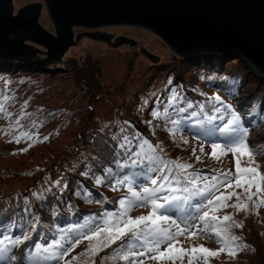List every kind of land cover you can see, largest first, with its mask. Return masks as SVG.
<instances>
[{
    "label": "rangeland",
    "instance_id": "1",
    "mask_svg": "<svg viewBox=\"0 0 264 264\" xmlns=\"http://www.w3.org/2000/svg\"><path fill=\"white\" fill-rule=\"evenodd\" d=\"M32 1L43 3L38 19L45 28L56 33L44 0H12L13 12ZM97 29L110 34L99 38L82 32L79 39L70 43L63 50L61 58L54 63L56 67L62 66L60 69L53 68V60L40 67L13 59L0 61V193L13 195L15 191H21L35 181L36 176L39 180L45 175L57 176L60 171L58 167H64L73 155H88L91 159L95 156L104 158L109 154L105 153L108 151V141L118 145L127 137L132 140L133 145L137 141L143 144L147 140L155 146L150 151L144 145L140 149L141 160H144L143 153H147L159 161L164 151L171 156L176 155L175 161L191 165L194 184L173 181L166 188L172 189L173 186L180 194H191L193 200L190 202L194 201L196 207L180 218L182 223L178 222L171 216L179 210L174 206L176 201H172L175 191L171 194L169 191L165 196L172 201L167 205L168 214H163L164 211L159 209L157 215L170 218L158 222V227L166 230L172 239L161 240L165 241L163 248H156L158 243L151 242L147 246L151 252L146 255L134 257L131 252H118L119 246L115 242L90 253L89 245L96 241L90 242L82 238L67 252L64 249L68 245L62 244L65 247L48 264H132L133 261L135 264H189L196 259L197 264H264V180L260 179L264 176V156L238 154L230 146L241 129H247L246 142L249 145L264 144V112L261 113L264 109V87L245 75V81L236 86L235 95L232 94L230 98L219 90V86L209 88L207 82H204V73H198L193 80L187 79L185 76L197 71V61L181 57L158 33L144 26L127 23L75 25L74 34ZM119 35L132 37L135 42L118 43L116 38ZM142 47L159 55V60L150 59L142 52ZM217 55L221 60L217 59L216 63L223 61L221 64L226 67L221 69L232 68L233 71L238 68L244 75L238 53ZM91 67H94L92 72ZM194 81L195 85L190 84ZM183 85L189 90L179 92ZM178 93L177 103L169 102ZM203 96L209 97L213 103H204ZM180 98L192 103L187 115L176 111L177 107H183L178 104ZM239 101H242L241 105ZM226 108L233 115L229 119L223 118L222 122L233 126L234 130L228 134L222 131L216 133L213 131L214 123L218 117H223L225 111H229ZM153 117H156V121H149ZM136 119L141 121V126ZM171 120L178 123L173 124ZM79 139L82 141L78 149L75 144H78ZM214 143L219 146L216 156H213ZM118 149V158L123 157V149ZM110 152L115 156L117 154L112 150ZM69 153L72 155H68ZM237 156L241 168L257 169L253 177L254 183L250 187L247 184L237 186ZM122 164L124 167L113 182L115 210H106V214L112 215L107 217L105 214L103 217L115 219L119 216L122 212L121 200L126 205L129 201L136 204L135 207H129L128 215L132 218L150 215L153 211L152 197L150 196L148 203L138 202L137 198L143 201L145 193L141 190L148 188L149 194L157 186L149 181L144 184H137L135 181L137 175L143 179L157 173L148 171L146 161L144 165L138 163L133 166L127 156L123 157ZM131 168L135 169L132 175L126 172ZM85 169L86 166L83 167L84 171ZM225 175L228 177L227 181L224 180ZM229 182L230 187L227 186ZM38 188L40 189L39 186ZM71 189L76 193L74 188ZM133 192L136 197L132 196ZM233 193L230 199L220 204L215 203L216 197ZM208 199H212L214 205L204 207ZM237 204L240 205L239 208L236 207ZM19 209L22 215L33 210L30 205H23ZM35 210L39 211V208L36 206ZM206 210L209 211V216L202 219ZM213 216L218 219H212ZM224 216H229L230 219L224 221ZM92 220L91 216L83 220L85 229L79 232L81 235H90V230H98V225L104 226V218L99 223L88 225L87 222ZM66 223H58V227H64L65 234L70 236L73 231L69 230L71 225L67 227ZM177 232L181 234L176 235ZM236 233L238 235L235 236ZM55 237L58 238L57 235ZM7 239L9 242L0 243V264L33 263L34 256H30V260L24 259V256L29 249L31 255L37 254L41 245H27V241L22 240V235H11L10 238L7 236ZM59 240L60 238L55 241L57 247ZM169 244H172L171 255L176 257L174 260L152 258L165 252ZM201 247L210 251L202 252ZM193 248L197 250L192 251ZM45 250L49 256L51 250ZM126 254L129 256L127 260L124 259ZM8 256L10 260H7ZM40 260L46 261L45 254Z\"/></svg>",
    "mask_w": 264,
    "mask_h": 264
},
{
    "label": "water",
    "instance_id": "2",
    "mask_svg": "<svg viewBox=\"0 0 264 264\" xmlns=\"http://www.w3.org/2000/svg\"><path fill=\"white\" fill-rule=\"evenodd\" d=\"M42 5L32 1L13 12L12 0H0V61L40 67L53 60V68L60 69L54 63L82 32L99 38L110 34L97 29L75 35V25L127 23L153 30L185 56L238 53L249 79L264 84V0H44L56 33L40 23ZM121 41L135 42L127 35L117 36Z\"/></svg>",
    "mask_w": 264,
    "mask_h": 264
},
{
    "label": "trees",
    "instance_id": "3",
    "mask_svg": "<svg viewBox=\"0 0 264 264\" xmlns=\"http://www.w3.org/2000/svg\"><path fill=\"white\" fill-rule=\"evenodd\" d=\"M202 54L203 55L201 54L196 55L197 57L193 56L188 58V59L194 58L192 61H197L198 64L197 66L195 65L197 67L196 68L197 71L195 70L196 72L189 73V75L185 77L189 80H193L195 76L197 78V75H199L200 73H202L201 75H203L204 73L203 76L206 77L204 82H207L209 88L215 89L218 88L219 86L220 87L219 90L223 91L225 95L232 98V94L235 95L236 86L243 84V81H245L244 80L245 75L247 74L244 71V69H243L244 75L243 73H241L242 71L238 68L234 69L233 71L232 68L221 69L226 67L221 64L223 61H219L220 63H216L217 59L221 60L219 59L221 57H218L217 55L218 53H202ZM210 65H212V67ZM93 69L94 67H91L90 71L92 72ZM203 76H201L200 78L203 79ZM190 84L195 85V81L190 82ZM256 84L258 85V82H256ZM261 87L263 88L264 84H261ZM187 90H189V88L186 85H183L180 87L179 92H186ZM240 93H238V96ZM179 94L180 93L175 94L169 100V102H172L173 98L176 97L177 98L175 100V104H176L179 98L178 97ZM196 94L201 96V94L199 93ZM203 99H204V103L207 104L213 103V100H210L209 97H204ZM239 103L241 105L242 101H239ZM178 104H182L183 107L181 108H185V111L181 114L187 115L186 112L189 111L190 109L188 108L185 99L180 98ZM220 107L224 108L223 106ZM178 108L180 107H177L176 110ZM226 109L229 110L228 108ZM262 111L264 112V109L261 110V113ZM213 115L217 116V114H213ZM232 115L233 113L230 112V110L228 112L225 111L223 117L217 118L216 122L214 123L215 128L213 129V131H215L216 133L217 131L218 132L222 131L224 134L231 133V132H225L223 131V129L224 127L233 128V126L226 125L225 124L226 122L223 123L222 121L223 118L229 119L231 118L230 116ZM152 120L156 121V117H153L152 119L149 118V121ZM137 123H139L138 125H140L141 121L139 122V120H137ZM184 125H189V124L184 123ZM188 129H192V128H188ZM189 131L190 130L188 131L186 130V132ZM136 134H140V132H136ZM122 140L124 142V138ZM81 141L82 140L79 139L78 144H75V147H78V149L80 147ZM107 144L108 145L106 146L107 147L106 149L108 151H106L105 153L109 152V154L107 156H104V158H97L95 156L91 159V157H89L88 155H85L84 157L73 155L71 158L68 159V162L65 164L64 167H60V168L58 167L60 171L58 172V174L56 173L57 176L45 177L46 175L44 174L45 176H43L41 180H39L38 179L39 177L36 176L34 178L35 181L29 183L25 189H22L21 191H15L13 195L0 193V210L3 211L0 212V243L2 241L9 242L7 236L10 238L11 235L18 237L22 235V240L27 241V245L28 244L30 246L34 244H37L38 246L41 245L39 251L35 255H31L30 253L31 249H29L24 259L30 260L34 256L33 258L34 261L32 264H48L58 256V254L61 252V249H63L65 246L68 245L67 243L73 241L79 234L81 235V233L79 232L85 229V226L83 225V220L85 221V219L91 216L93 218L92 222L90 221L87 222V224L91 226L93 223L94 224L99 223V220L101 218L105 219V217L103 216L106 214L105 213L106 210H110V209L115 210V201L113 197L115 195L112 194V192L114 191L113 182L116 180V177L120 175L121 169L123 168V167L122 168L119 167L116 161L117 159H119L120 164L123 165L122 164L123 157L126 158V155L124 149L121 151L123 157L118 158L117 155L115 156V154H111L110 152L111 150L114 153L116 152L119 153V149L118 147L114 148L117 145L115 142L108 141ZM68 155H72V154L69 153ZM175 158L176 155L171 156L170 153L169 154L164 153V151L162 152V155H160V160H163L164 162L175 160ZM84 166H86L85 171L87 172L81 175V173L85 172L83 170ZM108 168L112 169L111 173H108L106 171V169ZM134 170L135 169L131 168V169H127L126 172L132 175L134 173ZM191 170L193 171V169L188 168L186 169L184 174L180 175V182H183L185 184L186 183L190 184L188 177H193L191 175L192 173ZM158 175L159 174L157 173L154 176L143 177V179L139 178L137 175L135 183L144 184L146 183V181L150 182L151 178H156V176ZM38 186L40 187V189L38 188ZM71 188H74L76 193H73L71 191L72 190ZM172 189H174L173 186ZM141 191L143 192V189ZM156 192L149 193L147 195L145 194L144 196H148V197L151 196L152 199L157 200L159 204L163 205V207L160 208V210L164 211L163 214H168L166 213V211L168 212L167 205L169 204L171 198L164 199V197L167 195L169 191H164L163 193L160 194L159 193L157 194ZM172 192L173 191H170L169 194H171ZM173 195L174 197H176V199H172V201L173 200L176 201L174 206L177 207L179 210H177V214L171 216L175 217L178 220V222H181L180 218L183 215H188L189 212L194 211L193 208H195L196 205L194 204V201L190 202V200H193L191 194H185V193L180 194V191L175 189V193ZM23 205H25L26 207L30 205V208L33 209L35 213H33L32 210L31 212L28 211L26 214L22 215L19 207ZM36 206L39 208V211L35 210ZM63 208L64 210H62ZM24 209L25 208H23V210ZM8 213L11 214L9 215ZM62 222H67L66 223L67 227L68 225H71L70 227L71 229L69 230L70 231L72 230L73 232L70 233V236L69 234H65L64 230L66 229H64V227L59 229L58 223H62ZM217 226L219 228V224H217ZM56 235L58 236V238H60L58 247L56 246L55 243V241L58 239L57 237H55ZM236 235H238V233H236L235 236ZM130 236L131 233H129L127 236L122 237V239H118L115 241L116 245L119 246L118 252H131V254L133 253L131 250V245L130 244L125 245V242L129 240ZM62 244H66V245L61 246ZM164 245H165V241L159 240L158 244L155 247L163 248ZM46 248L51 250L49 256L46 255L47 253L45 250ZM144 252H147L148 254L151 251H148V248H142L139 245H137L136 252L133 253L132 256L139 257L141 256L140 253H144ZM152 253L150 254V256H152ZM43 254H45L47 262L45 260L44 261L40 260ZM9 256L7 257V260H10ZM197 260L198 259H196V261ZM195 262L192 261L189 264H193Z\"/></svg>",
    "mask_w": 264,
    "mask_h": 264
},
{
    "label": "snow or ice",
    "instance_id": "4",
    "mask_svg": "<svg viewBox=\"0 0 264 264\" xmlns=\"http://www.w3.org/2000/svg\"><path fill=\"white\" fill-rule=\"evenodd\" d=\"M177 98H173V103L175 102ZM217 99H219L217 97ZM187 106L189 108L192 107L191 102H187ZM177 112H184V108H178L176 110ZM219 111V110H217ZM154 115H159V113H154ZM195 115V113H193ZM173 124L178 123L176 120H171ZM234 129L232 127H224L223 131L225 132H232ZM247 129H241L239 130V134L235 136V138L232 140L231 147L232 150L238 154H247V155H261L264 156V144L262 145H249L247 141ZM144 145H147L149 150H153L155 148L154 145L150 144L149 141L144 140L143 144H141L139 141L136 142L135 145H133L132 140H129L127 137L124 138V142L120 143L118 145L119 148L125 150V155L129 160L132 161L133 166L140 163L141 165L145 164V161L147 163V169L148 171H151L153 173H159L156 178L151 179V184L154 186H157L153 188L151 191H175V189L166 188V185H171L173 181L176 183L180 182V175L184 174L186 169L190 168L191 165L179 163L175 160L164 162L163 160H155L153 157L148 156L147 153H143L144 160H141V151L140 149L143 148ZM219 146L217 144H212L213 148V156L217 155L216 149ZM137 149V150H134ZM251 149V151H249ZM119 156V153L116 154ZM199 159V158H198ZM117 165L119 167H124V165H121L119 162V159L116 161ZM236 168H237V177H236V183L238 187H243L245 184L249 185V187L254 183V175L257 172V169L255 168H241V162L239 159V156H237L236 160ZM108 173L112 172L111 168L106 169ZM171 177V179H170ZM190 183H195V179L192 177H188ZM219 180V178H217ZM261 180H264V176L260 177ZM224 180H228L227 175H225ZM159 182V183H158ZM227 186H231V183L229 182ZM207 187V185H206ZM187 190V189H185ZM246 191L248 189H245ZM150 190L148 188H144L143 192L147 194ZM231 195L227 196H219L216 197L215 203L220 204L222 201L230 199ZM133 197H136V193H132ZM151 197L145 196L143 201H139V198H137L138 202H147ZM164 199H167V197H164ZM173 199H176V197H173ZM153 211L150 215L147 216H139L136 218H132L128 215L129 207H135L136 204H133L132 201H129L128 204H125L124 200L120 201V205L122 208V212L117 216L115 219H104V226L100 227L99 225L98 230H90L91 234H82L80 237L75 238L73 241L68 243V247L64 249L65 252H67L70 248L73 247V245L78 244L82 238H86L90 242L95 240V244L89 245L88 252L95 253L99 250H101L104 247H108L111 244H113L116 240L122 239V237L127 236L129 233H131V236L129 237V240L125 242V245L130 244L131 250L133 253L136 252V247L139 245L142 248H147L148 244L151 242L158 243L159 240L164 239H172V237L168 236V233L166 230H163L158 227V222L169 220L170 218L165 215H157V211L163 207V205L157 203V200L152 199L151 200ZM214 205V201L212 199L207 200V205L204 207H211ZM237 208L240 207L239 204L236 205ZM112 214H106L107 217H111ZM209 216V211H204L202 219ZM212 219H218L217 217H212ZM230 219L229 216H224L223 220L228 221ZM187 227V225H186ZM180 232H177L176 235H180ZM143 238V239H142ZM159 238V239H157ZM233 239H236V237H233ZM172 244H169L168 249L165 252H160L159 256H153V259H172L174 260L176 257L171 255L172 253ZM197 249L193 248L192 251H196ZM180 252H183L182 249L179 250ZM200 251L208 253L210 250L207 248L201 247ZM87 254V253H86ZM143 255H146L147 252L140 253ZM213 255L216 253H212ZM124 259H129L128 254L124 256ZM132 264H135L133 261Z\"/></svg>",
    "mask_w": 264,
    "mask_h": 264
},
{
    "label": "bare ground",
    "instance_id": "5",
    "mask_svg": "<svg viewBox=\"0 0 264 264\" xmlns=\"http://www.w3.org/2000/svg\"><path fill=\"white\" fill-rule=\"evenodd\" d=\"M176 52V51H175ZM177 53V52H176ZM202 53H211V52H200V53H197V54H194V55H191V56H185V55H183V54H179V53H177L178 55H180L181 57H184V58H190V57H193V56H196V55H198V54H202ZM214 53V52H213ZM219 54V53H218Z\"/></svg>",
    "mask_w": 264,
    "mask_h": 264
}]
</instances>
